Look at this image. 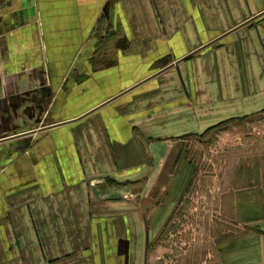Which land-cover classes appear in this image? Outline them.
<instances>
[{
	"label": "crops",
	"instance_id": "crops-1",
	"mask_svg": "<svg viewBox=\"0 0 264 264\" xmlns=\"http://www.w3.org/2000/svg\"><path fill=\"white\" fill-rule=\"evenodd\" d=\"M0 81V264H140L187 138L264 105V0H0ZM262 189L225 264H264Z\"/></svg>",
	"mask_w": 264,
	"mask_h": 264
},
{
	"label": "rangeland",
	"instance_id": "rangeland-1",
	"mask_svg": "<svg viewBox=\"0 0 264 264\" xmlns=\"http://www.w3.org/2000/svg\"><path fill=\"white\" fill-rule=\"evenodd\" d=\"M34 94L20 90L23 99ZM186 154L194 164L192 179L140 264H225L221 243L259 225L264 105L249 115L191 135Z\"/></svg>",
	"mask_w": 264,
	"mask_h": 264
},
{
	"label": "water",
	"instance_id": "water-1",
	"mask_svg": "<svg viewBox=\"0 0 264 264\" xmlns=\"http://www.w3.org/2000/svg\"><path fill=\"white\" fill-rule=\"evenodd\" d=\"M45 127H46V125H43V127H42V128H43V129H45ZM39 130H42V129H39ZM11 138H12V137H11Z\"/></svg>",
	"mask_w": 264,
	"mask_h": 264
},
{
	"label": "trees",
	"instance_id": "trees-1",
	"mask_svg": "<svg viewBox=\"0 0 264 264\" xmlns=\"http://www.w3.org/2000/svg\"><path fill=\"white\" fill-rule=\"evenodd\" d=\"M210 129V128H209ZM208 130V129H207Z\"/></svg>",
	"mask_w": 264,
	"mask_h": 264
}]
</instances>
